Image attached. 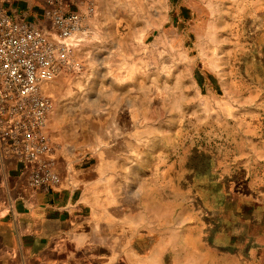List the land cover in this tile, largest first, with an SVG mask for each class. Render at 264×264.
Returning <instances> with one entry per match:
<instances>
[{"label": "crops", "instance_id": "0c3cea01", "mask_svg": "<svg viewBox=\"0 0 264 264\" xmlns=\"http://www.w3.org/2000/svg\"><path fill=\"white\" fill-rule=\"evenodd\" d=\"M3 1L10 9L35 12L21 0ZM90 1L92 34L82 45L95 61L94 76L107 82L113 76L109 61L126 59L124 45L140 43L157 26L167 0ZM106 102L124 109L130 97ZM260 104L264 100H251V115ZM252 118L251 126L258 122ZM48 120L57 185L29 188L9 162L19 178L0 177V264H264V182L242 191L194 173L180 181L171 165L167 179L147 186L140 173L145 167L135 170L140 177L132 176L125 131L119 133L122 146L113 141L100 148L88 125L70 128L54 114ZM262 152L251 149L250 156Z\"/></svg>", "mask_w": 264, "mask_h": 264}, {"label": "rangeland", "instance_id": "374dc122", "mask_svg": "<svg viewBox=\"0 0 264 264\" xmlns=\"http://www.w3.org/2000/svg\"><path fill=\"white\" fill-rule=\"evenodd\" d=\"M42 1L19 5L40 13ZM60 1L72 10L90 0ZM162 6L157 26L140 43L124 45L126 59L109 61L107 82L94 76L89 47L80 46L75 60L81 67L47 85L48 117L70 128L88 125L100 148L113 141L122 146L128 137L132 176L145 167L147 186L167 179L171 165L180 181L194 173L225 179L233 190L261 186L264 106L251 115L249 104L264 100V0H167ZM115 96H129L130 106L107 104ZM254 115L258 122L251 126ZM251 149L263 156L252 159ZM9 162L0 158V177L18 179Z\"/></svg>", "mask_w": 264, "mask_h": 264}, {"label": "built area", "instance_id": "2783aa9c", "mask_svg": "<svg viewBox=\"0 0 264 264\" xmlns=\"http://www.w3.org/2000/svg\"><path fill=\"white\" fill-rule=\"evenodd\" d=\"M94 4L67 10L46 0L42 12L10 9L0 0V158L33 189L58 182L47 120L52 100L43 85L61 72L79 69L75 53L92 29Z\"/></svg>", "mask_w": 264, "mask_h": 264}]
</instances>
